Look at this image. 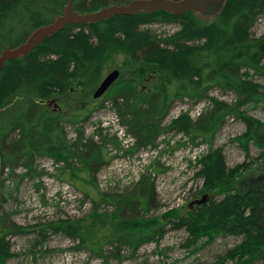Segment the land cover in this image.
<instances>
[{
	"label": "trees",
	"instance_id": "1",
	"mask_svg": "<svg viewBox=\"0 0 264 264\" xmlns=\"http://www.w3.org/2000/svg\"><path fill=\"white\" fill-rule=\"evenodd\" d=\"M129 1L73 0V9L93 12ZM67 3L0 0V56L25 42L38 27L56 20ZM263 14L264 0H226L209 20L194 11L174 15L158 10L88 24L68 23L27 54L7 59L0 67V264L14 256L9 237L28 231H37L42 239L49 231L62 232L108 264L111 257L125 259L123 250L134 255L142 244L158 241L167 224L186 229L184 246L192 252H199L219 235H234L242 236V241L231 247L221 262L264 261V184L237 182L252 163L264 167V121L248 111L249 106L264 105V85L251 79V71L264 77V31L257 36L252 32ZM161 23H177L179 28L171 34H157L151 26ZM112 69H127L129 77L117 80L88 111L64 113L48 105L51 97L95 90ZM147 74L159 80L150 92L140 85ZM216 87L233 91L236 100L227 103L209 96ZM205 98L212 107L197 118L182 112L165 123L175 101L197 103ZM106 102L125 136L132 139L127 147L116 135H104L98 127L86 135L84 124L91 112ZM227 117L245 124V131L233 140L246 156L251 144L259 148L255 159L233 168L227 167L223 149L212 147ZM67 126L74 130V137H68ZM171 131L209 145V151L196 158L200 168L196 175L203 179L198 195L208 193L206 202L193 208L188 204L184 212L172 208L148 216L157 201L153 173L160 168L156 160L122 191L99 190L96 174L111 158L156 149L160 140L169 143L161 137ZM108 144L119 153L109 156ZM44 157L55 164L61 162L63 167L56 168L58 176L84 192L94 207L81 217L20 226L4 211L6 193H12L5 181L14 177L17 186L25 178L48 174L37 163ZM19 168L21 173H17ZM102 205L105 208L99 211Z\"/></svg>",
	"mask_w": 264,
	"mask_h": 264
},
{
	"label": "rangeland",
	"instance_id": "2",
	"mask_svg": "<svg viewBox=\"0 0 264 264\" xmlns=\"http://www.w3.org/2000/svg\"><path fill=\"white\" fill-rule=\"evenodd\" d=\"M218 11L219 6H210L206 13L197 14L203 19L209 20ZM151 27L155 33L167 35L177 31L179 25L177 23H161L153 24ZM263 31L264 14L259 16L252 28L254 36ZM127 77H129L127 69L126 71L120 70L116 81ZM148 79L142 78L140 85L146 83V86L152 89L159 84L158 77L151 76ZM251 79L264 85V77L252 71ZM80 92L79 94L70 93L60 99L51 97L48 105L53 108L57 105L56 109L64 111V113L65 111L72 113L80 110L86 112L89 105L96 104L99 98L94 97L95 90L87 92L86 89H83ZM209 96L227 103H233L236 100L233 91H223L218 87L212 88L209 91ZM211 107L212 104L206 98L197 103H192L187 99L177 100L165 117V123L170 122L182 112H188L195 119L200 113ZM248 111L251 115L264 121V105L249 106ZM84 126L87 136L91 135L98 127L102 129L104 135H116L121 140L123 147H127L132 141L130 137H127L128 143L122 141L125 129L119 124L116 113L109 102L92 111L89 121L85 122ZM66 131L68 137H74V130L70 126L66 127ZM244 131L245 124L240 119L227 117L215 134L212 147L223 149L225 162L229 168L235 167L246 159L247 161L255 159L259 153V148L251 144L248 157L239 143L233 140ZM164 138L169 140V143L160 140L156 149H144L133 155L111 158L96 174L99 190L104 192L122 191L133 185L145 171L146 166L156 160L157 167L160 168L157 173H153L157 201L147 215H160L172 208L184 212L189 205L193 208L195 204L191 205L190 203L201 197L198 195V191L203 184V179L196 175L200 169L196 164V158L206 154L209 151V145L207 143L197 144L200 140L191 142L189 137L174 131L161 137V139ZM107 150L109 156L119 153L112 144L107 145ZM37 163L39 168L48 171V174L35 179L25 178L17 186V179L14 177L7 178L5 181L4 185L12 193H6L7 200L3 203V208L16 224L32 227L61 218L81 217L92 211L94 207L92 200L69 180L58 176L56 168L63 167L61 162L55 164L52 159L44 157ZM21 172L22 170L19 168L17 173ZM237 180L238 183L259 182L264 184V167L262 170V166L257 162L252 163L251 168L241 174ZM221 197L215 196L214 198L220 199ZM104 208L102 205L99 211ZM187 237L188 232L185 228L173 229L170 224H167L158 241L142 244L134 255L123 250L122 254L127 255L125 259L119 260L111 257L108 264H233L231 260L221 262V259L231 247L241 242L243 238L242 236L219 235L196 253L184 246ZM9 241L11 242L10 251L14 253V256L8 258L6 264H104L100 257L91 255L90 251L81 246L78 240H73L62 232L49 231L46 238L42 239L37 231H28L10 236ZM253 264H264V261L259 260Z\"/></svg>",
	"mask_w": 264,
	"mask_h": 264
},
{
	"label": "water",
	"instance_id": "3",
	"mask_svg": "<svg viewBox=\"0 0 264 264\" xmlns=\"http://www.w3.org/2000/svg\"><path fill=\"white\" fill-rule=\"evenodd\" d=\"M226 0H130L128 3L112 4L93 12L80 13L73 9V0H69L66 11L53 22L39 27L33 34L15 48L6 49L0 56V67L7 59H14L25 55L34 49L43 39L50 34L63 29L68 22L73 24L89 23L98 20L110 19L116 15H133L140 11L156 12L165 10L174 15H181L188 11L204 14L210 6H222ZM118 69L111 70L94 92V97L102 96L119 77ZM209 199V194L204 193L201 198L194 200L193 204H202Z\"/></svg>",
	"mask_w": 264,
	"mask_h": 264
},
{
	"label": "flooded vegetation",
	"instance_id": "4",
	"mask_svg": "<svg viewBox=\"0 0 264 264\" xmlns=\"http://www.w3.org/2000/svg\"><path fill=\"white\" fill-rule=\"evenodd\" d=\"M112 70H113V69H112ZM109 72H110V71H109ZM109 72H108V73H109ZM108 73H106V74L104 75L103 79L106 77V75H107ZM149 77H151V75L147 74V75L144 77V79H145V80H149V79H148ZM103 79H102V80H103ZM102 80L100 81V83L102 82ZM115 81H116V80H115ZM100 83H99V84H100ZM114 83H115V82H114ZM114 83H113V84H114ZM140 83H141V82H140ZM97 87H98V86H97ZM97 87H96V88H97ZM111 87H112V86H111ZM146 87H147V86H146V83H145L144 85H142V90L145 91V92H150V91L153 89V88L151 89V88H149V87H147V88H146ZM95 90H96V89H95ZM102 99H103V97L100 98V100H102ZM50 103H53V102H50ZM54 106H55V105H54ZM56 108H57V105H56V107H54V109L57 110Z\"/></svg>",
	"mask_w": 264,
	"mask_h": 264
},
{
	"label": "bare ground",
	"instance_id": "5",
	"mask_svg": "<svg viewBox=\"0 0 264 264\" xmlns=\"http://www.w3.org/2000/svg\"><path fill=\"white\" fill-rule=\"evenodd\" d=\"M68 1H69V0H68ZM67 4H68V3H67ZM111 5H112V4H111ZM116 5H118V4H116ZM108 6H109V5H108ZM66 7H67V5H66ZM104 7H105V6H104ZM101 8H102V7H101ZM101 8H99V9H101ZM99 9H98V10H99ZM65 11H66V8H65ZM65 11H64V12H65ZM96 11H97V10H96ZM78 12H79V11H78ZM80 13H87V12H80ZM63 14H64V13H63ZM63 14H62V15H63ZM98 21H99V20H98ZM94 22H96V21H94ZM68 23H71V22H68ZM68 23H67V24H68ZM89 23H92V22H89ZM67 24H66V25H67ZM72 24H73V23H72ZM80 24H88V23H80ZM46 25H47V24H46ZM74 25H78V24H74ZM42 26H43V25H42ZM40 27H41V26H40ZM36 30H37V29H36ZM27 40H28V39H27ZM8 49H10V48H8ZM121 139H122V141H126V140H127V137H126V136H123ZM126 142L128 143V141H126ZM202 151H203V150H202Z\"/></svg>",
	"mask_w": 264,
	"mask_h": 264
}]
</instances>
